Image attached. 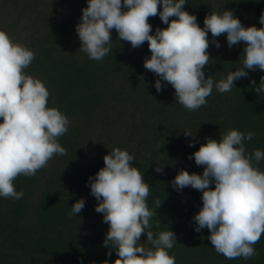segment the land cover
<instances>
[{"label":"trees","instance_id":"obj_1","mask_svg":"<svg viewBox=\"0 0 264 264\" xmlns=\"http://www.w3.org/2000/svg\"><path fill=\"white\" fill-rule=\"evenodd\" d=\"M186 2L184 10L201 27L211 10H231L244 26H262L264 0ZM85 7L87 0H0V30L35 53L26 73L45 83L48 106L70 121L58 140L67 154L54 156L33 177L19 176L14 185L16 191L23 190L21 199L0 197V264H112L117 259L115 250L104 246L109 225L95 211L98 201L88 186L89 177L104 166V155L116 147L134 156L133 166L150 185L147 203L156 212L153 232L175 233L177 243L169 254L176 264H264V235L251 259L228 260L218 254L207 239L208 229L195 231L202 193L191 187L178 192L171 184L182 169L202 174L203 167L188 157L206 138L218 140L229 129L255 133L245 141L246 153L264 151V93L257 94L251 84L255 80L258 86L264 71H249L230 92L213 88L206 106L189 112L175 101L171 85L162 81L163 90L156 91L158 77L143 66L151 55L147 42L133 49L112 30L113 51L102 61L90 60L79 50L75 28ZM149 23L153 34L157 27H167L159 16L150 17ZM208 37L213 61L204 72L219 81L242 67L244 44L229 48L223 34L216 38L221 45L216 48L210 32ZM185 131L195 135L193 147ZM159 165L161 173L155 171ZM257 166L264 171V161ZM81 198L84 209L69 218L71 206ZM156 198L162 201L158 208ZM146 239L142 235L140 242Z\"/></svg>","mask_w":264,"mask_h":264},{"label":"clouds","instance_id":"obj_2","mask_svg":"<svg viewBox=\"0 0 264 264\" xmlns=\"http://www.w3.org/2000/svg\"><path fill=\"white\" fill-rule=\"evenodd\" d=\"M186 0H87L75 31L81 42L79 50L88 59L102 61L113 51L112 30L118 41L129 42L133 49L147 42L150 57L143 66L156 77L154 87L163 90L166 82L175 90V101L189 112L206 106L213 88L219 93L230 92L234 82L246 78L249 71H264V11L261 27L244 26L233 11H212L203 21L184 10ZM159 16L165 28L157 27L153 34L150 17ZM211 33L216 39L226 34L229 48L243 42L242 67L214 81L205 76L204 69L212 60L208 49ZM35 53L14 41L0 30V197L19 200L23 190L16 191L14 181L19 176L33 177L47 167L56 155H66L58 142L70 127L68 117L56 107H49V90L45 83L26 73ZM213 61V60H212ZM257 94L264 93V75L259 85L251 81ZM189 146H194L195 135ZM246 134L229 129L219 139L206 138V143L188 158L203 167L202 174L180 170L171 181L178 192L191 187L202 193V207L194 216L195 231L208 229L207 239L218 254L228 260L251 259L257 255L255 245L264 235V171L257 166L264 161V151L246 153ZM134 156L127 150L113 148L104 155V166L89 177L91 195L98 201L95 211L103 214L109 225L105 247L115 250L112 264H176L169 250L177 243L171 230L154 233L152 218L156 212L149 208L150 185L133 166ZM157 173L163 166L155 168ZM214 185V187H212ZM156 198V208L161 204ZM85 207L83 198L77 200L69 218ZM160 221L156 222L159 228ZM146 242L141 243V236ZM111 256V251L108 253ZM103 264H109L107 260Z\"/></svg>","mask_w":264,"mask_h":264}]
</instances>
